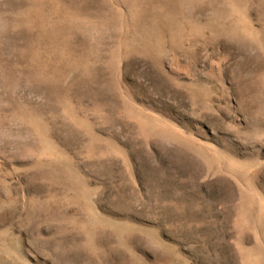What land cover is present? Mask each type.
Returning <instances> with one entry per match:
<instances>
[{"label":"rangeland","instance_id":"374dc122","mask_svg":"<svg viewBox=\"0 0 264 264\" xmlns=\"http://www.w3.org/2000/svg\"><path fill=\"white\" fill-rule=\"evenodd\" d=\"M0 264H264V0H0Z\"/></svg>","mask_w":264,"mask_h":264}]
</instances>
